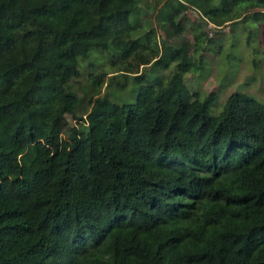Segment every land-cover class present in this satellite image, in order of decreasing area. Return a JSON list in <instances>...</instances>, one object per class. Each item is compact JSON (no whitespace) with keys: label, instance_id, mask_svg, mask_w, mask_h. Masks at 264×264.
<instances>
[{"label":"trees","instance_id":"16d2710c","mask_svg":"<svg viewBox=\"0 0 264 264\" xmlns=\"http://www.w3.org/2000/svg\"><path fill=\"white\" fill-rule=\"evenodd\" d=\"M195 1L217 27L264 22V0ZM179 4L149 61L139 0H0V264H264V102L236 91L214 114L189 87L205 37L181 38ZM94 49L176 70L133 75L132 103L100 95L106 72L82 96Z\"/></svg>","mask_w":264,"mask_h":264},{"label":"rangeland","instance_id":"374dc122","mask_svg":"<svg viewBox=\"0 0 264 264\" xmlns=\"http://www.w3.org/2000/svg\"><path fill=\"white\" fill-rule=\"evenodd\" d=\"M167 1L139 0L138 8L130 16V21L138 25L133 37L148 44L147 48L140 51L141 57L153 61L160 55L167 37L169 15L182 1L187 9L177 18L184 26L181 38L193 43L196 33H203L205 37L201 39L200 51L197 53L200 54L202 67L190 71L184 77L189 87L203 96L210 92L217 93V100L211 108L214 114L222 111L228 97L236 91L248 93L264 102V22L247 18L217 27L204 18L199 2L172 0L167 5ZM250 5L248 13L264 11V5L260 3L250 1ZM99 51H92L90 59L80 65L81 76L73 79V86L82 96V88H89L92 75L106 72L100 95H109L115 102L132 103L136 101L141 85V81L133 75L146 71L147 80L154 81L157 76H161L167 81L176 70V63H171L167 68L161 65L144 67L140 56L131 57L121 62L120 67H115L106 57L108 53L105 52V56ZM123 67H128V71H125L127 76L119 74V69ZM69 122L76 123L70 118Z\"/></svg>","mask_w":264,"mask_h":264}]
</instances>
